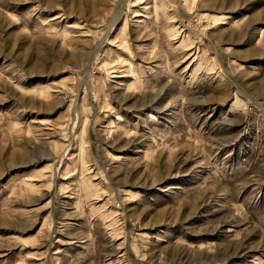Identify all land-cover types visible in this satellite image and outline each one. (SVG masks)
Masks as SVG:
<instances>
[{
  "label": "rangeland",
  "instance_id": "rangeland-1",
  "mask_svg": "<svg viewBox=\"0 0 264 264\" xmlns=\"http://www.w3.org/2000/svg\"><path fill=\"white\" fill-rule=\"evenodd\" d=\"M0 264H264V0H0Z\"/></svg>",
  "mask_w": 264,
  "mask_h": 264
},
{
  "label": "bare ground",
  "instance_id": "bare-ground-1",
  "mask_svg": "<svg viewBox=\"0 0 264 264\" xmlns=\"http://www.w3.org/2000/svg\"><path fill=\"white\" fill-rule=\"evenodd\" d=\"M121 32H123V31H121Z\"/></svg>",
  "mask_w": 264,
  "mask_h": 264
}]
</instances>
